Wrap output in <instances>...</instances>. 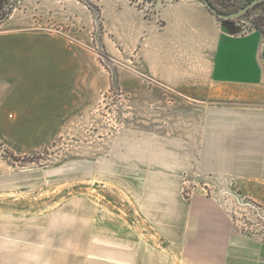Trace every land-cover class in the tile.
Wrapping results in <instances>:
<instances>
[{"label": "rangeland", "instance_id": "1", "mask_svg": "<svg viewBox=\"0 0 264 264\" xmlns=\"http://www.w3.org/2000/svg\"><path fill=\"white\" fill-rule=\"evenodd\" d=\"M113 1L72 0L66 42L73 77L65 99L51 101L50 121L0 120V264L188 262L186 245L165 240L144 217L149 178L134 150L144 136L167 138L171 113L186 118L193 107L183 95L209 92V85L179 81L189 73L179 64L180 46L112 42ZM211 1L233 12L246 4ZM31 3L9 0L0 25L12 12L31 15ZM257 19L264 21V5L230 24L241 34ZM164 56L170 63L158 64ZM193 187L198 182L184 179L182 198ZM227 195L219 200L235 232L264 245V207L234 190Z\"/></svg>", "mask_w": 264, "mask_h": 264}, {"label": "crops", "instance_id": "2", "mask_svg": "<svg viewBox=\"0 0 264 264\" xmlns=\"http://www.w3.org/2000/svg\"><path fill=\"white\" fill-rule=\"evenodd\" d=\"M29 1L31 15L12 12L0 25V120L49 122L51 101L65 99L73 77L66 42L73 3ZM109 10L112 42L180 46L179 64L189 73L179 81L210 90L183 95L193 107L186 118L179 109L171 113L167 138L137 141L136 165L149 178L144 217L165 240L186 245L185 264H264V245L236 233L219 200L234 190L264 207L262 31L237 34L199 0H155L141 8L116 0ZM186 178L199 187L187 200Z\"/></svg>", "mask_w": 264, "mask_h": 264}, {"label": "water", "instance_id": "3", "mask_svg": "<svg viewBox=\"0 0 264 264\" xmlns=\"http://www.w3.org/2000/svg\"><path fill=\"white\" fill-rule=\"evenodd\" d=\"M199 1L217 19H219V20H232L233 21V20L240 18L242 15H245L248 11H250L257 4H259L260 2H262L264 0H253L250 3L248 2L247 4H245L243 7H241L237 11L230 12V13L220 12L208 0H199ZM260 59H261L262 65L264 67V36H263V40H262V46L260 49Z\"/></svg>", "mask_w": 264, "mask_h": 264}, {"label": "trees", "instance_id": "4", "mask_svg": "<svg viewBox=\"0 0 264 264\" xmlns=\"http://www.w3.org/2000/svg\"><path fill=\"white\" fill-rule=\"evenodd\" d=\"M9 0H0V8H2V6L4 5V4H6L7 2H8ZM145 1H147V2H150V3H153V2H155V0H145ZM211 4H213L215 7H216V9L217 10H219L220 12H225V13H230V12H233V11H231V10H229V9H226V8H221V7H218L215 3H213L211 0H208ZM251 1H253V0H246L245 2H246V4L249 2H251ZM262 5H264V1H262V2H260L259 4H257L254 8H252L251 10H253V9H256L257 7H260V6H262ZM244 6V5H243ZM250 10V11H251ZM250 11H248L245 15H242L241 17H244V16H246V15H248L249 13H250ZM235 12V11H234ZM240 17V18H241ZM239 19V18H238ZM219 20V19H218ZM237 20V19H236ZM222 24H229L230 23V21L231 20H219ZM234 21V20H233ZM254 28L256 29V30H261L262 31V33L264 32L263 30H262V28H264V21L262 22V21H260L259 19H257V20H255V23H254Z\"/></svg>", "mask_w": 264, "mask_h": 264}]
</instances>
